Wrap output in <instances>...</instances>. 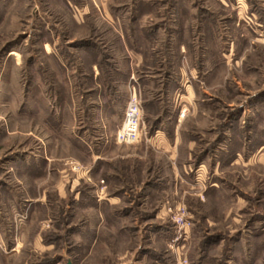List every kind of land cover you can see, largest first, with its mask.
I'll return each mask as SVG.
<instances>
[{
	"label": "rangeland",
	"instance_id": "374dc122",
	"mask_svg": "<svg viewBox=\"0 0 264 264\" xmlns=\"http://www.w3.org/2000/svg\"><path fill=\"white\" fill-rule=\"evenodd\" d=\"M97 57L140 138L89 171ZM68 262L264 264V0H0V264Z\"/></svg>",
	"mask_w": 264,
	"mask_h": 264
},
{
	"label": "crops",
	"instance_id": "0c3cea01",
	"mask_svg": "<svg viewBox=\"0 0 264 264\" xmlns=\"http://www.w3.org/2000/svg\"><path fill=\"white\" fill-rule=\"evenodd\" d=\"M104 61V60H103ZM106 63L105 67L101 66V60L97 57L96 63L91 66V76L93 83L91 84V94L92 99L90 102V107L88 109H83L82 115L83 119L75 120V125L77 129H85L86 131L90 130V135L78 134L76 141L81 148L85 147L87 161L91 164L89 171L92 170L93 165L103 158L99 155L98 151L94 149V145L99 143L109 144L114 138L115 130H117L121 124L124 108L130 97V82H131V69L130 64L128 63L126 72L125 70L120 71L119 68H114L111 63L108 62V59L105 58ZM99 67H98V65ZM110 77H114L113 81ZM95 84V86H94ZM104 85V88L101 87ZM94 99V100H93ZM67 109V105L63 106L60 104V113L61 116L64 113L63 110ZM69 109V108H68ZM110 123V124H109ZM106 136L98 135V130H105ZM110 130V133H109ZM90 137V139H88ZM101 137V138H100ZM155 139V138H152ZM88 140V145L86 144ZM110 140V141H109ZM153 141V140H151ZM172 144L173 148L175 145ZM85 143V146L84 144ZM151 149L157 152L158 148L156 144H150ZM172 146L170 148H172ZM172 148V149H173ZM95 168V166H94ZM88 171V170H87ZM109 173V172H108ZM110 175H113L111 172ZM152 189L160 188L156 184L150 185ZM149 189V191H155ZM146 196V195H145ZM115 199H118L117 196L110 198L108 201L109 204L113 203ZM99 209V207H98ZM94 230V229H93ZM162 233V230H160ZM159 235V234H158Z\"/></svg>",
	"mask_w": 264,
	"mask_h": 264
},
{
	"label": "built area",
	"instance_id": "2783aa9c",
	"mask_svg": "<svg viewBox=\"0 0 264 264\" xmlns=\"http://www.w3.org/2000/svg\"><path fill=\"white\" fill-rule=\"evenodd\" d=\"M140 106L135 95H131L128 100L122 122L115 134V141L118 144H134L140 138ZM177 232L183 230L186 222L183 216L176 217L175 222ZM184 232V230H183Z\"/></svg>",
	"mask_w": 264,
	"mask_h": 264
},
{
	"label": "water",
	"instance_id": "95a60500",
	"mask_svg": "<svg viewBox=\"0 0 264 264\" xmlns=\"http://www.w3.org/2000/svg\"><path fill=\"white\" fill-rule=\"evenodd\" d=\"M68 264H70V262H68Z\"/></svg>",
	"mask_w": 264,
	"mask_h": 264
},
{
	"label": "bare ground",
	"instance_id": "6f19581e",
	"mask_svg": "<svg viewBox=\"0 0 264 264\" xmlns=\"http://www.w3.org/2000/svg\"><path fill=\"white\" fill-rule=\"evenodd\" d=\"M12 55V54H11Z\"/></svg>",
	"mask_w": 264,
	"mask_h": 264
}]
</instances>
